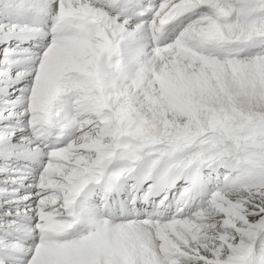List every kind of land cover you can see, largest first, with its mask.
I'll use <instances>...</instances> for the list:
<instances>
[{"label": "snow or ice", "instance_id": "obj_1", "mask_svg": "<svg viewBox=\"0 0 264 264\" xmlns=\"http://www.w3.org/2000/svg\"><path fill=\"white\" fill-rule=\"evenodd\" d=\"M0 264H264V0H0Z\"/></svg>", "mask_w": 264, "mask_h": 264}, {"label": "bare ground", "instance_id": "obj_2", "mask_svg": "<svg viewBox=\"0 0 264 264\" xmlns=\"http://www.w3.org/2000/svg\"><path fill=\"white\" fill-rule=\"evenodd\" d=\"M85 203H86V207H87V206H90L91 205L92 201L88 200Z\"/></svg>", "mask_w": 264, "mask_h": 264}]
</instances>
